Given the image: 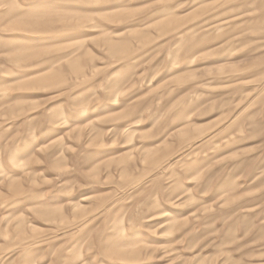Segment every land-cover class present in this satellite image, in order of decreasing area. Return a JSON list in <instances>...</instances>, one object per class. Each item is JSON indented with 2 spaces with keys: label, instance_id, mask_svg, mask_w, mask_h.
Returning a JSON list of instances; mask_svg holds the SVG:
<instances>
[{
  "label": "rangeland",
  "instance_id": "1",
  "mask_svg": "<svg viewBox=\"0 0 264 264\" xmlns=\"http://www.w3.org/2000/svg\"><path fill=\"white\" fill-rule=\"evenodd\" d=\"M0 264H264V0H0Z\"/></svg>",
  "mask_w": 264,
  "mask_h": 264
},
{
  "label": "bare ground",
  "instance_id": "2",
  "mask_svg": "<svg viewBox=\"0 0 264 264\" xmlns=\"http://www.w3.org/2000/svg\"><path fill=\"white\" fill-rule=\"evenodd\" d=\"M29 148H31V146L29 144H26L24 150H27ZM21 159V157H18L16 160L21 161Z\"/></svg>",
  "mask_w": 264,
  "mask_h": 264
}]
</instances>
